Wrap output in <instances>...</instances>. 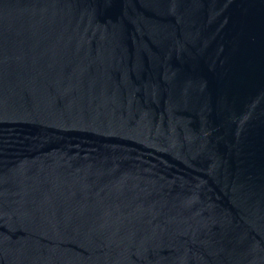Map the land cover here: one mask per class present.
I'll return each instance as SVG.
<instances>
[{"label":"water","instance_id":"water-1","mask_svg":"<svg viewBox=\"0 0 264 264\" xmlns=\"http://www.w3.org/2000/svg\"><path fill=\"white\" fill-rule=\"evenodd\" d=\"M0 264H264V0H0Z\"/></svg>","mask_w":264,"mask_h":264}]
</instances>
